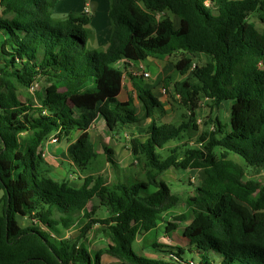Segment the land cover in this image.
Returning a JSON list of instances; mask_svg holds the SVG:
<instances>
[{
  "label": "trees",
  "instance_id": "trees-1",
  "mask_svg": "<svg viewBox=\"0 0 264 264\" xmlns=\"http://www.w3.org/2000/svg\"><path fill=\"white\" fill-rule=\"evenodd\" d=\"M59 2L0 0V264H105L103 254L116 260L112 264H264V183L245 179L229 158L234 153L264 167V28L249 17L255 13L264 24V0H109L111 34L98 49L89 46L92 12L57 18ZM167 13L179 17V25ZM177 52L182 58L163 83L166 91L173 87L187 121H159L156 109L164 103L144 85L145 76L132 80L140 113L133 96L119 98L126 74H134L132 63ZM198 54L211 61L193 68ZM41 81L46 87L37 99L21 98L23 88ZM201 98L211 101L212 111L230 101V120L209 116L215 131H203L193 147ZM98 119L111 132L140 131L131 134L130 150L145 179L109 182L94 171L99 153L90 130ZM75 132L67 156L71 172L84 175L80 187L53 179L42 155L50 136L70 140ZM185 134L187 142L168 147ZM114 153L104 148L113 166ZM171 168L200 170L187 200L193 219L182 246L156 242L160 257L140 255L138 235L155 231L180 202L161 177ZM103 208L106 217L98 215ZM186 219L174 216L166 234ZM97 224L109 242L93 255L85 239ZM74 227L80 233L72 239ZM186 246L198 261L184 257Z\"/></svg>",
  "mask_w": 264,
  "mask_h": 264
},
{
  "label": "rangeland",
  "instance_id": "rangeland-1",
  "mask_svg": "<svg viewBox=\"0 0 264 264\" xmlns=\"http://www.w3.org/2000/svg\"><path fill=\"white\" fill-rule=\"evenodd\" d=\"M94 0H82V5L80 7V2L81 0H60V7L57 12H55V17L57 18H63L62 13H64V7L66 6H71L73 9V12H81L84 11L87 13V9L89 12H92L91 10V2ZM98 1V7L95 12H92L93 16V21L92 24L90 25V29L92 30V36L90 37L89 41V46L91 48H96L98 49L100 46L106 45L108 40L104 39L102 40L103 43L98 42V36L100 37V27H102L103 24H108L107 22L109 21V27L111 26L110 23V18H109V0H96ZM88 12V13H89ZM168 15H171L174 18V21L176 25H179V17L176 15H172L170 13H167ZM2 15V8L0 7V16ZM164 16V13H161L159 15V18H162ZM250 20L254 22L257 26L258 29L262 30L264 28V24L261 22V20L258 18V16L255 13L250 14ZM182 58V53L177 52L171 56H169L166 60H159L155 58H148L147 60H144V66L145 70L150 73V76L146 77V79L143 81L144 85L148 88H151L152 91L158 96L159 98H162L164 104L166 105V109L162 110L160 108L156 109V115L158 116L159 121L165 122H171L176 125H180L183 121L188 120V112L186 108L179 103V101L175 98V92L173 87L168 88L166 92H164V83L163 80L166 76L168 75H174L175 71V64L177 61H179ZM193 64L192 66L198 65V66H203L209 61H211V58L205 54H198L197 56L193 57ZM1 63V59H0ZM121 63V62H120ZM118 63L116 65L120 66L124 70V63L122 62L121 64ZM134 75H129L126 74L125 76V85L123 92L121 94V99L122 100H128L129 96H133L134 98V105L137 108L138 112H141L140 108V101L138 100L136 96V92L134 90V85L132 83V80L134 78ZM181 78V75H177L176 79ZM140 80H142L140 78ZM41 90L31 92L27 88H23L21 90V98L22 99H27V98H32V99H37V96L39 92H42L44 88L46 87L45 81H41ZM211 101L205 98H201L199 100V106L197 108V115L200 118V131L195 135V137L192 139L190 142V146H196L197 139L199 138L200 134L203 131L206 132H213L215 131V127L211 123H206L209 122V116L212 117H218L223 123H227L230 120V111H231V102L230 101H224L221 103V105L217 108H215L213 111L211 110ZM150 121H143L142 126H141V131H144ZM107 130V129H106ZM140 131L137 130L135 127H130V130L127 131V135H125L123 130H117L116 134L119 137L115 138L114 135H109L105 129H102L101 131L98 130L97 127L92 128V134L94 136V140L97 144L98 150L102 152L100 156H98V159L94 163V171L96 172H101L109 182H113L116 179L124 176H131L132 178H139V179H145L146 175L145 172L142 170L141 165L137 163L135 158L131 159L130 162L128 163L125 161L126 165L131 166V168H116L113 167L110 163L106 162V158L104 155V148L107 147H117V143L120 141H124L125 144H121L124 148L129 146L130 148V136L133 133H138ZM78 132H75L72 136V139H74L77 135ZM79 134V133H78ZM97 134V135H96ZM123 134V135H122ZM144 134V133H143ZM144 136V135H143ZM189 140L187 134H185L182 138H176L172 140L171 142L168 143V147H173L177 144H181L183 142H187ZM67 141H65V144ZM119 149V148H118ZM167 150V147L166 149ZM164 150V151H165ZM163 151V152H164ZM218 154L221 153L219 149H217ZM56 154H59V152H56ZM121 155V154H120ZM117 155L115 157H118L120 160H124V155L122 156ZM60 159H58L57 164L59 165V170H64L63 172L66 175H63L62 177L58 174H55L53 171L54 167H50V175L51 177H55L56 181H63V180H74V182H77V178L82 176L79 175V173L71 172V167L68 162L67 156L60 155ZM229 158L232 159L233 161L237 162L243 169H244V177L245 179H252L256 180L260 183H264V167H254L250 166L246 161L239 155L237 154H230ZM129 160V159H128ZM127 160V161H128ZM124 163V165H125ZM132 164L134 167H132ZM76 172H79L78 169ZM120 176V177H119ZM194 176V177H193ZM161 177L168 183L171 191L173 193H176L180 197V202L179 204L170 210L169 212L165 213L163 215V220L160 221L159 227L155 231H150L146 233L148 241L145 242V240H141V244H150L151 242H160L161 240L164 242L165 237L168 235L166 234V226L169 223L170 220H173L174 216L179 215V214H186L188 219H186L184 222L180 224V227L178 229L179 232L177 233H170V236H172L171 239L174 241L172 242H181L183 243V237L182 233L184 228L192 221L193 219V213L192 209L189 207L187 200L190 196L194 195L196 193V188L200 184V171L198 173L191 171L190 169H175L171 168L167 171H165ZM194 178L192 180L191 178ZM3 196V191L0 190V198ZM3 214V204L0 205V216ZM99 216L101 217H106L108 215L107 210L104 208L99 210L98 213ZM28 221H21V224L25 225ZM80 233V230L78 227L72 228L68 232V236L72 237V239H75ZM142 235V234H141ZM170 241V239H168ZM109 239L106 236V234L103 231V227L100 224H97L94 226V229L89 232L87 235V238L85 239L86 245H88L89 251L94 255L97 251L99 250H104V248H107ZM171 242V241H170ZM137 244H135L136 246ZM186 252L184 253V257L187 259H192L194 258L195 261H198V257L191 251H189V248L186 246L185 247ZM141 254V253H139ZM160 254V253H159ZM114 259L111 256L105 257V264H112Z\"/></svg>",
  "mask_w": 264,
  "mask_h": 264
},
{
  "label": "crops",
  "instance_id": "crops-1",
  "mask_svg": "<svg viewBox=\"0 0 264 264\" xmlns=\"http://www.w3.org/2000/svg\"><path fill=\"white\" fill-rule=\"evenodd\" d=\"M81 6H83L82 5V0H81V2H80V7ZM59 7H60V2L57 4V6H56V8H55V11L54 12H57L58 11V9H59ZM65 9H64V13H62V14H65V13H67V12H70V11H73V9L71 8V6H66V7H64ZM63 16V15H62ZM108 24H103L102 25V27H100L101 29H99L100 30V37H99V35L97 34V36H98V42H100V43H103L102 42V40L104 39V42H106L105 40H108L109 39V37H110V34H111V26L109 27V21L107 22ZM141 65H143L144 66V63H143V61H141V62H136V63H132V65L130 66V67H128V70H129V72L131 73V72H135L136 70H138L139 69V67L141 66ZM144 69H145V67H144ZM146 79V78H145ZM123 92V91H122ZM122 92L120 93V95H119V98L121 99V94H122ZM161 99V101L163 102V100H162V98H160ZM122 100V99H121ZM122 101H126V100H122ZM164 103V102H163ZM164 109H166V105L164 104ZM93 127H97L98 128V130L99 131H101L102 129H105V131L109 134V135H114V137L115 138H117V137H119V135L117 136V134H116V131L115 132H111L110 130H108V128H107V126H106V124H105V122L103 121V120H100V119H98L96 122H95V124H94V126ZM92 127V128H93ZM92 128H91V130H90V132H91V135H92V139H93V141L95 142V140H94V136H93V134H92ZM107 129V130H106ZM124 133H125V135L126 136H128L127 135V130L126 131H124ZM77 136L72 140V137H71V139L69 140V139H64V140H62V141H58V139L56 140V141H54L53 139L51 140V139H48V140H46V142H45V146H44V151H47V156H45L44 158H45V160L49 163V165H50V167H54L53 168V172L55 173V174H58V175H60L61 177L63 176V175H66L63 171L64 170H59V165L57 164V162H58V159H60L59 158V156L60 155H64L65 154V156H67V148H68V146H69V144L71 143V142H73V141H75L76 140V138L78 137V133L76 134ZM97 135V134H96ZM123 135V134H122ZM65 141H67V143L65 144ZM121 144H125V142L124 141H120V143L118 142L117 143V147L119 148H113V150H114V155H113V157L116 159V162H117V165H115V166H113V167H118V168H121V169H123V168H125V169H127L128 167L129 168H131V166H128V165H126V163H125V161L126 162H128V163H132V162H130L131 160H130V158L129 157H132L131 159H133L134 158V156H133V154H132V152H131V150H130V148H129V146H127L126 148H124ZM56 152H59V154H56ZM98 153H99V156L102 154V152L100 151V150H98ZM121 154V155H120ZM122 154L124 155V160L122 161V160H120V159H118V157H115V156H117V155H120V156H122ZM105 155V154H104ZM105 158H106V156H105ZM67 159H68V162H69V164H70V161H69V158H68V156H67ZM129 159V160H128ZM128 160V161H127ZM108 163V162H107ZM124 163H125V165H124ZM94 166V165H93ZM125 166V167H124ZM132 167H134L133 166V164H132ZM191 171H193V172H195L196 171V173H198L200 170H198V169H190ZM96 173H101V172H96ZM78 174V173H77ZM102 174V173H101ZM80 175V174H79ZM80 177H84V175L82 174V176H80ZM80 177H78L77 178V182H74V180H70V185L71 186H73V187H80L81 185H82V179L80 178ZM53 178V177H52ZM55 178V177H54ZM53 178V179H54ZM56 179H57V177H56ZM55 179V180H56ZM24 221H26L27 219H23ZM28 221V220H27ZM29 224V222H27V223H25V225H28ZM180 227V226H179ZM179 229V228H178ZM178 229L176 230V231H174L173 233H177V232H179L178 231ZM172 238V236H170V234H168L166 237H165V239H164V242L161 240L160 242H163V243H166V244H170V245H174V246H182L183 245V243H181V242H172V241H174L173 239H171ZM168 239H170V241L168 240ZM141 240H145V242L146 241H148V239H147V235L146 234H142V235H138V237H137V239L135 240V242H134V248H135V250L137 251V253L139 254V253H141L140 255H145V256H152V257H160L161 255H159L158 253H156V251H155V249L153 248V245L156 243V242H151L150 244H141L140 242H141ZM135 244H137L136 246H135ZM107 256H109L108 254H103V256H102V261H103V263H105V257H107ZM114 259V258H113ZM116 262V260H114L112 263H115Z\"/></svg>",
  "mask_w": 264,
  "mask_h": 264
},
{
  "label": "built area",
  "instance_id": "built-area-1",
  "mask_svg": "<svg viewBox=\"0 0 264 264\" xmlns=\"http://www.w3.org/2000/svg\"><path fill=\"white\" fill-rule=\"evenodd\" d=\"M87 12H89V10L87 9ZM196 66V65H195ZM195 66H193V68H195ZM134 74L135 75H138V76H145V77H148V76H150V73L148 72V71H146L144 68H143V65H141L140 67H139V69L138 70H136L135 72H134ZM41 83L40 82H35L34 84H32V86H31V88H30V91L31 92H33V91H35V90H39V89H41ZM164 92H166V89L164 88ZM49 139H53L54 141H56L57 139H56V137L55 136H50V138ZM44 146H45V144H44ZM47 151H44V148H43V150H42V155H43V157H45V156H47ZM194 177V176H193ZM191 178L192 180H194V178Z\"/></svg>",
  "mask_w": 264,
  "mask_h": 264
},
{
  "label": "water",
  "instance_id": "water-1",
  "mask_svg": "<svg viewBox=\"0 0 264 264\" xmlns=\"http://www.w3.org/2000/svg\"><path fill=\"white\" fill-rule=\"evenodd\" d=\"M91 10L92 12H95L97 10V7H98V1L94 0L91 2Z\"/></svg>",
  "mask_w": 264,
  "mask_h": 264
}]
</instances>
